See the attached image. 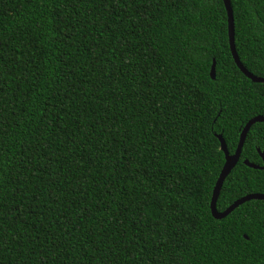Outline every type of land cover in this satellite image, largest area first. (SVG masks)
<instances>
[{"label":"trees","instance_id":"obj_1","mask_svg":"<svg viewBox=\"0 0 264 264\" xmlns=\"http://www.w3.org/2000/svg\"><path fill=\"white\" fill-rule=\"evenodd\" d=\"M264 78V0H230ZM216 61V79L211 69ZM264 84L224 0H0V264H264V201L214 188ZM255 124L217 203L264 194Z\"/></svg>","mask_w":264,"mask_h":264},{"label":"water","instance_id":"obj_2","mask_svg":"<svg viewBox=\"0 0 264 264\" xmlns=\"http://www.w3.org/2000/svg\"><path fill=\"white\" fill-rule=\"evenodd\" d=\"M225 3V7L227 10V14H228V28H229V42H230V49L233 55V58L235 60L236 65L238 66V68L241 70V72L250 80H252L254 83H259V84H264V78H260L255 76L254 74H252L250 71H248L245 66L242 64L238 52H237V48H236V42H235V21H234V12L231 6V2L230 0H224ZM216 61H214L212 69H211V77L213 80L216 79ZM259 123H264V116H257L253 119H251L248 124L245 126V128L242 131L241 137H240V143L239 146L236 150V152L234 154H230L226 141L224 140L222 135H217V138L220 141L221 144V151L225 154V165L224 168L220 174V177L217 181V184L214 188V193H213V198H212V203H211V211H212V215L215 219L217 220H222L225 219L226 217H228L230 214H232L237 208H239L240 206L244 205L245 203L257 200V201H264V194H252V195H248L246 197H243L241 199H239L238 201H236L234 204H232L225 212L220 213L217 210V203H218V199L220 197L221 194V190L223 188V185L226 181V179L228 178V176L231 174V172L236 168V166L238 165L241 156H242V151H243V147L244 144L246 142L247 136L251 130V128L255 125V124H259ZM263 163H264V153L261 152V150H258ZM244 164L254 170H264V165L260 166L257 164H253L251 162H249L248 160L244 161Z\"/></svg>","mask_w":264,"mask_h":264}]
</instances>
